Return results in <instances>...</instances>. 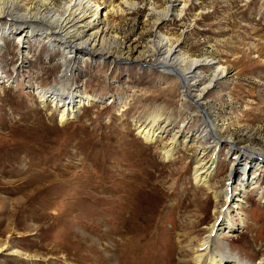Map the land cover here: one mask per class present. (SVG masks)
Segmentation results:
<instances>
[{
  "label": "rangeland",
  "instance_id": "1",
  "mask_svg": "<svg viewBox=\"0 0 264 264\" xmlns=\"http://www.w3.org/2000/svg\"><path fill=\"white\" fill-rule=\"evenodd\" d=\"M41 1L16 6L34 10ZM45 1L54 9L63 2ZM91 1L99 15L80 31L98 29V45L117 57L89 50L64 65L59 34L25 32L21 47L19 31L1 30L25 23L2 19L0 264H194L214 226L222 264L264 260V158L250 161L239 184L245 157L209 146L203 158L215 154L213 171L206 185L197 182L200 114L181 98L186 87L173 71L152 65L151 45L163 34L181 54L214 61L199 68L204 84L224 67L205 104L221 134L264 151V0H184L182 9L172 0ZM167 4L175 14L158 20L152 8ZM37 88L47 90L42 101ZM54 89L88 103L59 120ZM152 113L160 116L152 130L163 129L150 138L139 126Z\"/></svg>",
  "mask_w": 264,
  "mask_h": 264
},
{
  "label": "bare ground",
  "instance_id": "2",
  "mask_svg": "<svg viewBox=\"0 0 264 264\" xmlns=\"http://www.w3.org/2000/svg\"><path fill=\"white\" fill-rule=\"evenodd\" d=\"M17 1L19 0H0V25H2L4 21L10 19L25 23H7V26L4 27L3 25L4 28L1 30L6 35L14 34L15 32L19 31V34H16V37L18 42H22L21 47H23L24 42H26L23 40L25 32L30 33L31 35L32 32H38L39 35L43 34L46 36V39H53L57 34H59V36L64 39L60 44L58 43V46L63 48L64 54L62 57L65 62L64 65L67 63L66 59L70 56H73V53H77L76 57L78 59L80 53L89 50L93 53L99 54L102 58H108L109 56L117 57L111 54L109 50L104 49V46L103 48L101 45H98V42H96L98 39L95 38L99 34L98 29L91 31L86 35L83 34L84 32L81 33L80 31L82 28L91 27L94 22L93 18H96L99 15V13L95 16L92 15V9L94 7L97 10L100 8V6L94 1L63 0L62 5L54 9L52 8L53 6L50 5V1L42 0L40 3L42 8L37 6L36 9L33 10L31 7L25 6L23 12L17 9ZM172 1H177L178 3L176 5H180V9L184 8L186 4L184 0ZM44 5L48 8L47 10L43 9ZM172 6L173 4H167L162 9L157 10L152 8V10L157 16L158 20L166 19V17L175 14ZM100 11L101 10H99V12ZM2 19L4 20L3 22ZM28 37L34 36L28 35ZM168 41L171 42L170 39L167 40L163 34L159 33L156 35V38L152 40L151 45L153 46V51L157 55V58L152 65L156 66L157 64V66L162 67V69L167 73L168 71H173L174 75L178 78V83L180 81V87H186V94H183L181 98L185 103L188 102L189 99L192 104H195V111L200 114V118H198L200 122L199 126H197L200 130V133L196 136H193L196 137L194 140L198 143L196 150L199 154V156L196 158V171L194 174V179L197 182H201L203 185H206L209 180L208 178L211 176V172L213 171L215 154L209 160H207L203 158L205 150L209 146H214V148L217 149L218 146L224 144L230 146L231 149H234L236 151V155L245 157L244 164L242 165H245V168L243 167L241 172L239 184L248 182L246 180V169L248 168L247 165L250 167V161H253V158L262 160V158H264V151L260 148L251 147L247 144H236L230 136L221 134L223 133V128L220 129L216 118L211 114L209 107L205 104L206 93L208 90L216 86L215 84L220 79L227 75V70L224 67L215 66L213 71H211V76L207 78V83L204 84L203 79L205 76L199 71V68L202 66H207L209 68L215 62L208 60L207 58H191L190 56H185L184 54H181L177 48V45L168 43ZM1 78L3 77L0 74V79ZM45 91L47 90L42 91V89L39 90L38 88L35 90V92L38 93L39 98H41V101L46 97L47 93ZM53 92V100L55 99V105L58 103L62 104L60 106L59 120H66L70 118L72 115H74V112L77 111V108H79L80 104L83 105L88 103V101H83L80 95H78V93L75 91L65 93L61 90L54 89ZM149 118L151 122L150 125H140L139 131L142 132L143 135L153 138L159 134H157V131L162 130L163 126L157 127L156 130H152L154 125H156L160 120V116L156 113H152ZM224 132H226V127H224ZM176 133L177 132L173 133L169 147L164 151L165 153H170L171 150L175 148V143H173L172 140L176 138ZM188 139L190 140L188 137L187 139L184 138L183 140L188 141ZM222 192L226 201H228L230 195L228 188L225 187ZM220 214L226 216V222H223V224L227 225V227H230L229 223L232 221L230 209H223L220 211ZM220 228L221 226L217 228L214 226L203 237L199 243V251L196 250L192 254V261L194 264H222L224 262V260L221 258L222 253L219 251L215 252L214 250L217 245L216 239L218 238L219 234H221ZM230 264H243V262L239 261L238 259H233V262ZM246 264L251 263L247 262ZM252 264H264V260L261 259Z\"/></svg>",
  "mask_w": 264,
  "mask_h": 264
}]
</instances>
